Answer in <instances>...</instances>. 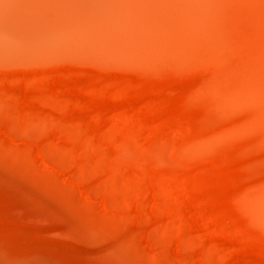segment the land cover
Returning a JSON list of instances; mask_svg holds the SVG:
<instances>
[{
    "label": "rangeland",
    "instance_id": "obj_1",
    "mask_svg": "<svg viewBox=\"0 0 264 264\" xmlns=\"http://www.w3.org/2000/svg\"><path fill=\"white\" fill-rule=\"evenodd\" d=\"M1 1L9 35L14 17L36 27L14 24L22 40L1 27L0 156L51 171L78 208L0 161V264H264L263 214L246 202L264 195V123L249 99L264 103V0ZM58 17L74 24L67 44L52 40ZM139 25L167 49L138 51ZM86 213L111 226L94 233Z\"/></svg>",
    "mask_w": 264,
    "mask_h": 264
},
{
    "label": "bare ground",
    "instance_id": "obj_2",
    "mask_svg": "<svg viewBox=\"0 0 264 264\" xmlns=\"http://www.w3.org/2000/svg\"><path fill=\"white\" fill-rule=\"evenodd\" d=\"M2 1H4V0H2ZM1 1V2H2ZM5 1H7L8 3H12L13 2V0L11 1V0H5ZM5 1H4V3H5ZM23 1V0H22ZM22 1L21 0H16V5H17V3L18 2H20V4H22L23 5V3H22ZM28 1V0H27ZM30 1H32V0H30ZM41 1H43V0H41ZM45 1V0H44ZM43 1V3H45ZM48 1V0H47ZM51 1H53V0H51ZM55 1V0H54ZM67 1V0H66ZM69 1V0H68ZM79 1V0H78ZM77 1V3H76V5L79 3ZM102 0H97V3L99 4L100 2H101ZM125 1H127V0H124V1H122V2H120V3H122V4H126L125 3ZM129 1V0H128ZM128 1H127V4H128ZM135 2H137L138 4L139 3H141L142 1L141 0H134ZM6 2V3H7ZM29 2V1H28ZM27 2V3H28ZM32 2H34V1H32ZM56 2V1H55ZM70 2H71V0H70ZM81 2H83V0L81 1ZM89 2V1H88ZM131 2H133V1H131ZM131 2L129 1V3L131 4ZM74 3V2H73ZM72 3V4H73ZM117 3V2H116ZM146 6H148V7H151V8H153L152 7V5L149 3V2H143ZM1 4V3H0ZM14 4V5H15ZM20 4L18 5V6H20ZM25 4V3H24ZM30 4H31V2H30ZM36 3H34V5H35ZM46 4V3H45ZM48 4V3H47ZM51 3H49V5H50ZM53 4V3H52ZM51 4V5H52ZM133 4V3H132ZM6 5V4H5ZM5 5H2V6H5ZM7 5H9V4H7ZM11 5V10H14V9H16L15 7H16V5H15V7H13L14 9H12V5L13 4H10ZM13 5V6H14ZM26 5V4H25ZM24 5V6H25ZM29 5V4H28ZM27 5V6H28ZM37 5V4H36ZM58 5V4H57ZM75 5V6H76ZM31 6V5H30ZM33 6V5H32ZM53 6V5H52ZM54 6H56V4L54 5ZM74 6V5H73ZM80 5H78V7H79ZM81 6H84V4L83 5H81ZM88 5H86V6H84V7H87ZM95 6H96V8H97V5L95 4ZM128 6H132V5H127V8H130V7H128ZM137 6V5H136ZM144 6V5H143ZM7 7V6H6ZM26 7V6H25ZM89 7V6H88ZM139 7V6H138ZM27 8V7H26ZM58 8V7H57ZM70 8H73V7H70ZM74 8H76V9H74V10H78L77 9V6L76 7H74ZM111 8V7H110ZM113 8V7H112ZM121 8V7H120ZM122 8H124L123 7V5H122ZM126 8V9H127ZM7 9V8H6ZM19 9V8H18ZM18 9H16L17 11H18ZM29 9H31V8H29ZM61 9V8H60ZM82 9V8H81ZM85 9V8H84ZM83 9V10H84ZM94 9H95V7H94ZM99 9L101 10V7H99ZM115 9V8H114ZM3 11L2 13H5V11L8 13V11L7 10H5L3 7H1L0 6V11ZM8 10H10V9H8ZM57 10V9H56ZM63 10V9H62ZM80 10V9H79ZM88 10H89V8H88ZM87 10V11H88ZM91 10V9H90ZM93 10V9H92ZM121 10V9H120ZM128 10V9H127ZM127 10H125V11H127ZM20 11V10H19ZM32 11H33V9H32ZM58 11H60L59 9H58ZM57 11V12H58ZM69 11V10H68ZM81 11V10H80ZM94 11V10H93ZM92 11V12H93ZM122 11H124V10H122ZM30 12H31V10H30ZM62 12V11H61ZM67 12V11H66ZM70 12V11H69ZM78 13H79V11H77ZM104 12V11H103ZM59 13V12H58ZM63 14H62V16L61 17H63L64 16V12H62ZM82 13V12H81ZM83 13H85V14H87L86 13V9H85V11H83ZM82 13V14H83ZM16 14H18V13H16ZM82 14H80V16L82 15ZM88 14H91V13H88ZM4 15V14H3ZM8 15V14H7ZM65 19H67V14L65 13ZM69 15V14H68ZM88 17L87 18H89V17H91V16H89V15H87ZM93 16H98V15H95V14H93ZM0 17H2V16H0ZM69 17V16H68ZM70 17H71V15H70ZM99 17H100V15H99ZM4 18H5V15H4ZM6 18H8V17H6ZM20 18V17H19ZM59 19H57V20H61V19H64V18H60V17H58ZM73 18V17H72ZM75 18L76 17H74V20H75ZM82 18V17H81ZM96 19H97V17H95ZM102 18V17H101ZM2 21L4 20L3 18H0ZM14 19H15V21H14ZM14 19H13V21H14V24H17V23H19V22H21L22 24L23 23H25L24 25H26L27 27L29 26V27H31V28H27L28 30L29 29H32L33 27L31 26V25H33V24H31L32 22H30V21H33V19L34 18H30L31 20H28L27 18H26V22H23V20H21V21H19L20 19H17V18H15L14 17ZM55 19V20H56ZM63 20L64 21V23H63V25H57V24H55V25H57V26H55V27H57V30L59 31H56V32H54L53 34H54V37L52 38V40L53 39H55L56 38V41H57V39L59 40V38H63V40L62 39H60L59 41H63L64 43H66V41H65V37H67L68 36V34H69V32L71 33V27H68V25H70V24H68L69 23V21H70V23H72L71 22V20H69L68 21V25L65 23V21L66 20ZM70 19V18H69ZM77 19V18H76ZM84 19L86 20V17L84 18L83 17V19H81V21H83L84 23H86L87 22V20H88V23H89V19L91 20V19H94V17L93 18H89V19H87L86 21H84ZM96 19H94V20H92L93 22H94V24H92L91 22V26H92V29H96V31H100L102 28H106V24H105V26L103 27L102 26V28L101 29H99V22L98 21H96ZM110 19V18H109ZM138 19V18H137ZM140 19H141V17H140ZM197 19V21L198 22H200V19L197 17L196 18ZM18 20V21H17ZM25 20V19H24ZM54 20V21H55ZM68 20V19H67ZM73 20V19H72ZM73 20V21H74ZM107 20V19H106ZM105 20V21H106ZM111 20V19H110ZM110 20H109V24H110ZM30 23H29V22ZM62 21V22H63ZM99 21H101V20H99ZM104 20L102 21V23L104 24V22H105ZM5 22V24L6 25H8V26H6L5 24L3 25V24H0V28L2 27V26H5L4 27V29H5V34H8V36H11L13 33H14V31H15V29H16V31L15 32H17L16 34L18 35V38H19V40L22 38V39H24L23 37H22V35L19 33V31L20 30H18V29H20L19 27L20 26H15L14 24L12 25V26H14V28L11 26V28L13 29L12 31H13V33H11V35H9V31L11 30L9 27V23L7 22V21H3V22H1L0 21V23H4ZM7 22V23H6ZM16 22V23H15ZM28 22V24L29 25H27L26 23ZM56 23H59V22H57V21H55ZM76 22V21H75ZM80 22V21H79ZM83 22H80V24H77L78 26L75 28V27H72L73 29H75L76 31L78 30V29H80V31H81V27L82 26H86V24L84 25V23ZM108 22V21H107ZM140 22V21H139ZM37 23V22H36ZM49 23H52V24H50V26L49 27H53L52 25L54 24L53 23V21L52 22H49ZM49 23L47 24V26L49 25ZM89 23V24H90ZM102 23H100L101 25H102ZM31 24V25H30ZM38 24H41V23H38ZM37 24V25H38ZM42 24H44V23H42ZM66 24V25H65ZM73 24V23H72ZM82 24V25H81ZM137 24H139V23H137ZM145 24V23H144ZM11 25V24H10ZM34 25H35V22H34ZM74 25V24H73ZM80 25V26H79ZM148 25V24H147ZM41 26H44V25H41ZM40 26V27H41ZM71 26V25H70ZM93 26L95 27V28H93ZM110 26V25H109ZM113 26L115 27V25H114V23H113V25L111 26V28H113ZM133 26H134V24H133ZM132 26V27H133ZM142 25H139V26H137V31L138 32H140V34L142 35L143 34V36H144V39H142V40H139L138 39V44H137V49H138V51H140L141 53H143V54H148V50H150V52L152 51V52H155V51H157V52H159V53H162L163 52V50H165V49H167V44H170L169 43V41H168V43H167V39H166V41L164 42V39L162 38V40L160 41V43H162L161 45H160V47H157V48H155V44H153L154 43V40H153V29H152V27L150 26V27H145V28H143V27H141ZM36 27V26H35ZM34 27V28H35ZM108 27V26H107ZM3 28V27H2ZM2 28L0 29V32L2 31ZM42 28V27H41ZM44 28V31L46 30L47 31V29H45V26L43 27ZM50 28V29H51ZM83 28H85V27H83ZM108 28H110V27H108ZM7 29H10L9 31L7 30ZM104 29H102V31L105 33V31H104ZM129 29V28H128ZM18 30V31H17ZM33 30H35V29H33ZM32 30V31H33ZM53 30V29H52ZM74 30V31H75ZM110 30V29H109ZM131 30H135V29H133V28H131ZM31 31V32H32ZM49 31V30H48ZM47 31V32H48ZM73 31V30H72ZM8 32V33H7ZM30 32V33H31ZM36 31H33L31 34H33V33H35ZM46 32V33H47ZM78 32V31H77ZM90 32H91V30H90ZM92 32H94V30H92ZM92 32H91V35H92ZM155 32V31H154ZM3 32H1L0 33V35L2 34ZM57 33V34H56ZM61 33V34H60ZM64 33H66L67 34V36H65V37H63L62 36V34H64ZM74 33H76V32H74ZM74 33H73V35H74ZM96 33H98V32H95V34ZM125 33H127V36H129L128 35V32L127 31H125ZM130 33V32H129ZM163 33V32H162ZM190 33V32H189ZM189 33H187L185 36H186V40H189V45H193L194 46V44H193V39H192V35L191 34H189ZM15 34V33H14ZM20 34V35H19ZM40 33L38 32L37 33V35H39ZM44 34V33H43ZM43 34H41V35H43ZM60 34V36L57 38V37H55V36H57V35H59ZM78 33H76L74 36H76ZM79 34H81V33H79ZM100 34V33H99ZM40 35V36H41ZM89 36H91L90 35V33L88 34ZM98 35V34H97ZM104 34H102L101 33V37L103 36ZM106 35V34H105ZM104 35V36H105ZM4 36V35H3ZM7 35H5L4 36V38L6 37ZM14 36H16V35H14ZM34 36L36 37V33L34 34ZM53 36V35H52ZM78 36V35H77ZM76 36V37H77ZM81 36V35H80ZM123 36V35H122ZM17 37V36H16ZM21 37V38H20ZM39 36H37V38H38ZM42 37H44L45 38V36H42ZM79 37V36H78ZM82 37V36H81ZM93 37H94V35H93ZM101 37H99V39H100V42H101V40H103L104 41V37L103 38H101ZM125 37H126V34H125ZM0 38H2V35L0 36ZM4 38H2L3 40H5ZM10 38V37H9ZM9 38L7 39V40H9ZM34 38V37H33ZM35 39V41L37 40V41H39L38 39ZM44 38H41L40 39V41H43V40H45ZM51 38V37H50ZM91 38V37H90ZM96 39L98 38V36L97 37H95ZM106 38V37H105ZM123 38H124V36H123ZM138 38V37H137ZM160 38V37H159ZM165 38H166V36H165ZM21 39V40H22ZM26 39V38H25ZM34 39H32L31 41L32 42H34ZM43 39V40H42ZM81 39V38H80ZM94 38H92V39H90L91 41L93 40ZM98 39V40H99ZM52 40H50L51 42H52ZM67 40V39H66ZM130 40V39H129ZM135 40V39H134ZM1 41V40H0ZM55 41V40H54ZM59 41H57V43L59 42ZM69 41V39L67 40V42ZM95 41V40H94ZM125 41H128L127 40V38H126V40ZM137 41V40H136ZM155 41H157V40H155ZM51 42H50V44L49 45H53V42H52V44H51ZM61 42H59V44L61 43ZM98 42V41H97ZM105 42L106 43H108L109 42V39L107 38V39H105ZM105 42H103V43H105ZM34 43H36V42H34ZM33 43V44H34ZM56 43V44H57ZM63 43V44H64ZM69 43V42H68ZM99 43V42H98ZM67 44V43H66ZM36 45V44H35ZM45 45V44H44ZM133 45V44H132ZM167 46V47H166ZM136 48V47H135ZM131 51V50H130ZM123 53H124V51H122ZM129 52V51H128ZM177 53H179V52H181L180 50H178V51H176ZM129 56L130 57H134L135 55H132V53L131 52H129ZM245 95H246V92H245ZM244 97H242V99H243ZM223 99V98H222ZM239 99H241V98H239ZM238 99V100H239ZM249 99H250V101H251V103L255 106V107H257L258 108V110H259V112H258V117H259V119L261 120V122H262V124L264 123V103H262V102H259V100L257 101L255 98H253V97H250L249 96ZM236 100V99H235ZM228 101V100H227ZM228 102H230V101H228ZM236 102V101H235ZM220 103H221V105H223V106H225L227 103L224 101V100H221L220 101ZM226 103V104H225ZM229 104V103H228ZM259 120V121H260ZM263 127V126H262ZM264 128V127H263ZM57 165H63V163H64V158L62 157V156H60V155H57V154H55V155H50L49 156ZM0 161H4V162H6V163H8V164H17V165H19L20 167H21V169H22V172L24 173V175L28 178V179H30L31 181H33L34 183H36L37 185H39V186H41V187H43V188H49L51 191H52V193H53V195H54V197L57 199V200H59L60 202H62L72 213H74V212H76L77 211V208L78 207H76V205H75V203H74V201L71 199V197H69L62 189H61V183L59 184V181L57 180V175H55L54 176V173L52 174V173H50L51 171H46V170H43V169H41V168H39L37 165H35L26 155H23L22 153H19V152H15V151H11L10 153H8V155H6V156H0ZM57 171V170H56ZM56 171H54V172H56ZM85 171V170H84ZM56 174V173H55ZM116 180V179H115ZM117 182H119L118 180H117ZM115 184H116V182H115ZM114 183H113V185H114V187L115 186H117V187H119L120 188V186H121V183H120V186H118L119 184L117 183L116 185H115ZM123 185H125V183L123 184ZM122 185V187H124V188H126V190H128V186H123ZM131 187V186H130ZM116 188V187H115ZM110 190H111V188H110ZM122 190H123V188H122ZM122 190H119L120 192H122ZM118 191V190H117ZM129 191V190H128ZM134 191H135V189H134ZM160 191V190H159ZM159 191H157L156 193H158ZM162 191V190H161ZM107 192L109 193V190H107ZM119 193V192H118ZM118 193H116V194H118ZM135 192H133V194H134ZM137 193V192H136ZM156 193H155V195H156ZM110 194V193H109ZM108 194V195H109ZM131 194H132V192H131ZM139 195V194H138ZM162 195H164L162 192H161V196ZM140 196V195H139ZM158 196V195H157ZM156 196V197H157ZM127 197V196H126ZM135 198L134 199H136V201H137V199L139 200L140 198L137 196V195H135L134 196ZM138 197V198H137ZM141 197V196H140ZM153 197H154V195H153ZM94 199H95V197H93ZM129 198V197H128ZM131 198V197H130ZM129 198V199H130ZM152 198V197H151ZM123 199V198H122ZM121 199V200H122ZM143 199V198H142ZM112 200H114V199H112ZM121 200H119V202H116V200L115 201H112V202H115V206H112V207H114L115 208V210L117 209V205L121 202ZM127 200V199H126ZM125 200V201H126ZM141 200V199H140ZM144 200V199H143ZM151 200V199H150ZM155 200H157V198H155ZM155 200L153 201V199L151 200L153 203L155 202ZM165 200V199H164ZM78 201V200H77ZM77 201H75V202H77ZM146 201V200H145ZM148 201V200H147ZM143 202L144 204H147L148 202ZM129 202V201H128ZM140 202H142V200L140 201ZM152 202H151V205H153L152 204ZM165 201H163V203H164ZM170 202H172V201H170ZM246 202H247V204H251V206H256V207H259L260 209H261V211L262 212H260V215H261V213L263 214V215H261V217L263 216V220H264V195L262 196V197H259V198H250V199H246ZM78 203H79V201H78ZM166 204H167V202H165ZM80 204H81V202L79 203V204H77V205H79L80 206ZM125 204H127V203H125ZM169 204V203H168ZM112 205H113V203H112ZM128 205V204H127ZM155 205V204H154ZM81 206H84V205H81ZM124 206H126V205H124ZM142 206H143V204H142ZM145 206V205H144ZM147 206V205H146ZM170 206V205H169ZM84 207H87L86 205L84 206ZM119 207V206H118ZM121 207H123V205L121 206ZM126 207H128V206H126ZM150 207H153V208H155L154 206H150ZM113 208V209H114ZM120 208V207H119ZM252 208V207H251ZM118 210V209H117ZM253 210V209H252ZM259 211V210H258ZM116 212V211H115ZM92 214V213H91ZM91 214H89V213H86L85 214V218H84V220H83V222L87 225V227H89V228H91V230L94 232V233H96V234H102L104 231H105V228L106 227H110L111 225L109 224V222L107 221V220H105V219H97V218H95L94 217V215L92 216ZM102 216V215H101ZM257 219V218H256ZM262 219H260V222H262L263 221ZM264 222V221H263ZM161 232H159V235L161 236V237H164V236H166L167 237V234H165L166 233V231L164 232V230L162 231V230H160ZM166 237H164V238H166Z\"/></svg>",
    "mask_w": 264,
    "mask_h": 264
}]
</instances>
